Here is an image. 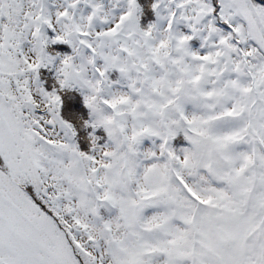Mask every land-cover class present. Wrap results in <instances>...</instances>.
I'll return each instance as SVG.
<instances>
[{
  "label": "snow or ice",
  "instance_id": "6c2138e0",
  "mask_svg": "<svg viewBox=\"0 0 264 264\" xmlns=\"http://www.w3.org/2000/svg\"><path fill=\"white\" fill-rule=\"evenodd\" d=\"M0 264H264V0H0Z\"/></svg>",
  "mask_w": 264,
  "mask_h": 264
}]
</instances>
